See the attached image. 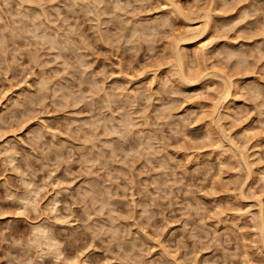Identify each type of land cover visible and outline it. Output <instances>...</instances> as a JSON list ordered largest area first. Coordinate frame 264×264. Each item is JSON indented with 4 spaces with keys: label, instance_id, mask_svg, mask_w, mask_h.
Returning <instances> with one entry per match:
<instances>
[{
    "label": "rangeland",
    "instance_id": "374dc122",
    "mask_svg": "<svg viewBox=\"0 0 264 264\" xmlns=\"http://www.w3.org/2000/svg\"><path fill=\"white\" fill-rule=\"evenodd\" d=\"M0 45V264H264V0H0Z\"/></svg>",
    "mask_w": 264,
    "mask_h": 264
},
{
    "label": "bare ground",
    "instance_id": "6f19581e",
    "mask_svg": "<svg viewBox=\"0 0 264 264\" xmlns=\"http://www.w3.org/2000/svg\"><path fill=\"white\" fill-rule=\"evenodd\" d=\"M34 23V22H33ZM206 27H208V24H207V26ZM206 27H205V29H206ZM36 30V29H35ZM37 32V31H36ZM196 36H198V35H196ZM187 41V38L185 39V38H181V39H176L174 42H175V44H177V42L178 41ZM199 43H200V51L199 52H197V51H195L194 52V55H195V57H196V59H198V57H201L202 58V56H201V54L203 53V51L204 50H208L209 48H210V46H211V43H210V41L208 42V41H205V39L203 38V39H200L199 40ZM1 46V45H0ZM182 49V48H181ZM181 51L179 50V47H178V45H176V47L174 46V54H175V60H177V61H175L178 65H176V67L178 66H180V68H181V66L183 65V63H181L182 61L181 60H183V58H185V56H187V55H183V54H181L180 53ZM184 52V51H183ZM203 57H204V55H203ZM196 59L194 58V60L196 61ZM185 62V61H184ZM198 62V61H197ZM182 64V65H181ZM175 65V64H174ZM177 67V68H178ZM180 70H182V69H177V71H178V74L180 73V74H182L183 75V72L181 73L180 72ZM181 75V76H182ZM186 76V75H185ZM223 77H225L224 76V74H223ZM222 77V78H223ZM184 78V77H183ZM182 79V78H181ZM227 79H228V76H227ZM184 82V81H183ZM225 82V81H224ZM227 83V82H226ZM231 82L230 81H228V86L225 88V90L224 91H220V92H222L221 94H220V92H219V95H221L219 98H222L221 99V103H222V100H223V102L224 101H226L227 100V98L230 96V86H231ZM233 85V84H232ZM233 87V86H232ZM223 88V89H224ZM231 90H232V88H231ZM14 101L15 100H13V104H14ZM15 105V104H14ZM4 108H5V106H4ZM124 125V124H123ZM8 141V140H7ZM3 143V142H2ZM2 143H0L1 145H3ZM6 143H4V145H5ZM0 145V146H1ZM5 150H7V149H5ZM9 153V152H8ZM11 153V152H10ZM9 153V154H10ZM12 154V153H11ZM10 158V157H9ZM245 159V158H244ZM245 161V160H244ZM248 166V165H247ZM248 168V167H247ZM33 195V194H32ZM34 196V195H33ZM32 198V197H31ZM35 198V197H34ZM28 202V201H27ZM33 202V201H32ZM30 204V203H29ZM32 205H34V203L32 204ZM31 206V205H30ZM35 207V206H34ZM41 224V223H40ZM33 225V224H32ZM39 225V224H38ZM37 224L35 225V227H33V229H35V231H33L32 230V232H34V234H33V236L35 235V234H39V235H41L40 237L39 236H35L34 238H33V241L36 239V237H38V239L39 238H41V240H42V238H43V240H45V241H42V242H44L45 244H46V246H50L51 247V245H53L55 242H53V239L52 240H50L51 238L50 237H52V236H49L48 234L46 235V233H45V229H44V227H43V229H42V225L41 226H38ZM46 232H47V230H46ZM48 233V232H47ZM47 236H49V237H47ZM40 240V239H39ZM41 240H40V242H41ZM38 241V240H37ZM49 241H52V242H49ZM41 242V243H42ZM43 244V243H42ZM44 244V245H45ZM38 245V244H37ZM39 245H40V243H39ZM53 248H54V251L56 250V246L54 247L53 246ZM48 250H49V248H48ZM51 252V251H50ZM52 252H53V250H52ZM56 254L58 255V253H57V251H56ZM54 255V254H53Z\"/></svg>",
    "mask_w": 264,
    "mask_h": 264
}]
</instances>
